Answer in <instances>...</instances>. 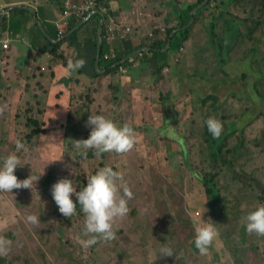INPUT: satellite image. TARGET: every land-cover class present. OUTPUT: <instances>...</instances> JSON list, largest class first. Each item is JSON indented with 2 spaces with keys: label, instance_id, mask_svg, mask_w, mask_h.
<instances>
[{
  "label": "rangeland",
  "instance_id": "obj_1",
  "mask_svg": "<svg viewBox=\"0 0 264 264\" xmlns=\"http://www.w3.org/2000/svg\"><path fill=\"white\" fill-rule=\"evenodd\" d=\"M97 2L103 10L105 4ZM169 2L170 6L155 16H160L159 26L177 28V19L170 17L174 7L196 0ZM219 2L213 1L194 23L189 37L195 45L184 48L179 67L170 68V72L164 69L162 76L157 77L150 64L148 75L133 64L129 70L92 78L91 83L90 77L70 73L60 77L72 79L71 87L62 92L55 89L50 71H46L43 84L39 80L33 85L24 77L8 72L3 75L7 81L0 79V157L11 152L19 156L21 166L14 170L18 179L40 175L30 189L0 191V237L9 242V251L0 259L11 264H264V235H258L251 245L239 243L231 250L218 227V236L206 254L193 243V221L199 222L201 217L212 221L202 179L195 175L197 170L190 164L193 157L188 151L199 145L190 135L191 127L197 129L202 114L211 106L200 109L198 98L214 93L221 103L235 97L251 104L240 127L264 108L257 91L264 93V28L240 25L243 32L247 27L252 31V27L259 33L252 44L256 54L244 61L219 65L215 49L203 48L211 40L209 24L220 14ZM231 6L235 13L264 20L260 0H237ZM126 34L119 37L126 38ZM145 35L140 44L147 42L148 31ZM82 41L85 43L84 38ZM190 53L195 56L188 61ZM69 56L75 59L73 52ZM53 90L55 101L50 102ZM82 93V100H78ZM86 93L91 101L84 97ZM65 95L66 100L61 102ZM26 101H31L28 108L22 104ZM78 106L83 107V113L102 114L119 124L135 126L133 147L123 153L103 152L94 158L80 155L73 140L85 138L86 130L89 133L88 115L67 120L69 112L73 114ZM169 114L171 122L165 124ZM31 120L40 123L38 134L33 133L35 124ZM79 120L83 121L81 129L75 126ZM17 141L22 148H17ZM105 165L122 173L133 196L127 200L126 215L115 221V238L85 247L81 234L84 213L77 207L72 216L65 217L58 211L50 187L57 179L68 177L78 190L82 180ZM29 214L37 215L40 223H29ZM163 246L171 247L172 255L157 256Z\"/></svg>",
  "mask_w": 264,
  "mask_h": 264
},
{
  "label": "trees",
  "instance_id": "obj_2",
  "mask_svg": "<svg viewBox=\"0 0 264 264\" xmlns=\"http://www.w3.org/2000/svg\"><path fill=\"white\" fill-rule=\"evenodd\" d=\"M102 1L104 3V0ZM204 1L196 0V2L191 4L183 2L178 9L174 5V13L178 21L177 28H165V30L155 29L148 35L149 38L145 44H139L135 48L123 50L120 47L111 46L109 44L110 42L105 39V31L108 28L104 25L100 56L97 63L95 60V64L98 67L94 69L93 80L101 75L109 76L115 74L118 70H129L133 64L140 67L143 75L144 73L148 75L146 71H149L150 64L153 70L157 71V77L162 76L161 73L166 68L170 72V68L173 70L174 67H179L178 63L182 62L180 57L185 51L184 48L186 49L188 45H195L193 40H191L193 38L189 37L194 23L201 14L203 15L206 10L211 8L213 5L212 2L217 0H209L207 4L200 7L193 16V23L189 25L192 19L191 13L195 8L201 6ZM235 1L237 0H221L218 3L220 14L217 16V20H213L209 24V36L211 40L203 47H212L215 49L219 65L238 62L239 60L244 61L256 54V49L252 44L258 32L252 27V31L247 27L245 29L246 32H243L240 29L241 24L247 26L248 23L249 25L264 28V20L261 18H253L254 15L240 14L236 11L241 15L238 16L237 13L233 12L234 8H232L231 4L235 3ZM260 6H264V0H260ZM105 7H107V4ZM18 10V8L12 10L11 13H13L14 17L17 15L20 16V13L17 12ZM108 14L110 12L106 11L105 21L108 20ZM10 17L11 14L5 19L3 24L8 27V30L9 23H6L7 20L10 23L15 22L14 18L12 17L10 19ZM92 17L97 18L101 23V13H96ZM81 21L82 19L72 18L68 22V25L64 27V35L67 36L69 33L71 35L76 34L79 29L86 25L84 24L75 30L82 23ZM166 21L169 22V20ZM209 26L206 28H209ZM11 28L14 29L15 24ZM35 28L38 30L37 27ZM40 30L39 28L38 32L42 34L43 39L47 42L43 46V49L53 57L54 66L62 65L67 68L68 59H66L65 52L62 51L61 47L68 41V37H65L66 39L60 40L58 43H53ZM119 30L121 28L113 25L111 31L114 34L122 36ZM93 33L95 42H97L96 45H98L97 27L93 30ZM10 36H13V34ZM57 39L58 36L56 34L55 40ZM112 54L115 56L110 58ZM106 55L108 57H105ZM191 55L192 57L188 61L193 60L195 53H190L189 56ZM131 56H133V62H131ZM98 70L104 72L100 74ZM69 81H72V79H63L61 83L67 86ZM256 82L260 81L257 80ZM111 87L113 88L114 84ZM257 91L264 103V93L259 91L258 88ZM83 93L77 98L78 100H82ZM84 97L89 101L92 100L88 93ZM219 100L218 95L214 93L198 98V103L201 105L199 106L200 109H207L209 105L211 106L202 114L197 129L191 127L190 135H192V139L196 138L199 141V145L197 148L194 147L188 151L191 158L193 157V161L190 164L194 165L195 170H197L194 173L202 179L201 183L205 189L210 208L211 223H214L216 228H220V236L226 239L227 245L231 250H234L235 246L239 243L251 245L258 237V234L245 231L244 217L256 205L264 203V108L255 117L240 127L239 123L248 112L247 109L252 107L251 104L246 105L235 97L228 98L222 103ZM82 111L83 107H76L73 114L70 115L69 112L67 120L72 121L75 115H89ZM196 112H193V114ZM170 115L165 119V124L171 122L172 116ZM209 116L215 117L222 123L220 135L216 137L211 135L204 123L205 119ZM31 121L35 124L33 133L38 134L40 123L37 120ZM82 124L83 121L79 120L75 126L81 129ZM132 127L135 129V126ZM141 129L139 127L138 130ZM87 131L85 138L89 134ZM179 143L183 148V141L180 140ZM95 155L96 152L94 149H89L86 152L87 158H94ZM196 161H198V165ZM83 184H86L85 180L81 181L78 190ZM77 207L79 209V206ZM0 264L11 263H5L1 258Z\"/></svg>",
  "mask_w": 264,
  "mask_h": 264
},
{
  "label": "clouds",
  "instance_id": "obj_3",
  "mask_svg": "<svg viewBox=\"0 0 264 264\" xmlns=\"http://www.w3.org/2000/svg\"><path fill=\"white\" fill-rule=\"evenodd\" d=\"M84 62L82 58L74 62L70 60L67 64L68 72H75ZM204 123L213 137L220 135L222 123L218 119L209 116ZM86 126L90 129L87 138L73 140V147L80 155H86L88 149H94L97 155L103 152L123 153L130 150L135 143L132 126L127 123L119 124L102 114H89ZM22 147L20 141H17V148ZM18 166H21L20 158L15 152L0 157V191L12 192L13 188L21 187L30 189V185L34 186V182L39 179L40 174H29L18 179L14 174ZM50 192L58 211L65 217L72 216L77 206L84 213L81 234L84 237L82 245L85 247L96 244L98 240L110 241L115 238V221L126 215L127 200L133 196L122 173L107 165L88 175L86 184L79 190L73 179L61 177L51 185ZM26 220L33 225L40 223L35 214L27 215ZM244 221L245 231L264 235V203L247 212ZM193 230L195 248L201 254H206L218 236L217 228L214 223L201 217V221H193ZM8 244L5 238L0 237V255L9 251ZM173 252L171 247L163 246L157 256H170Z\"/></svg>",
  "mask_w": 264,
  "mask_h": 264
},
{
  "label": "crops",
  "instance_id": "obj_4",
  "mask_svg": "<svg viewBox=\"0 0 264 264\" xmlns=\"http://www.w3.org/2000/svg\"><path fill=\"white\" fill-rule=\"evenodd\" d=\"M66 1L67 0H0V5L6 9L0 16L1 31L5 32L8 30V27L3 24L9 14H11L10 19L13 17L15 20V22L12 23L8 22V20L6 22L9 23V30L12 31L13 36L10 37L12 40L11 51L8 52L6 56V64L0 65V79L5 80L3 75L8 72L17 75V78H26V81L32 85L39 83V80L41 81L40 84H43L46 71H50V80L53 81L55 89L66 92L65 89L71 87V81H69L67 86L59 82L63 79H67H61L60 77H66L70 72L62 65L54 66L53 57L49 52L43 49V46L47 42L43 39L42 34L38 32L40 28V31L53 43H58L60 40H63H55L56 27L54 24L61 18V9L65 6ZM97 1L105 5L107 4V7H103L110 12V14H108V20L104 23L108 28L105 31V39H107L110 42L109 44L113 47H120L123 50L135 48L140 44V39L146 36L145 34L147 31L149 35L154 29H158V27L165 30L164 25H158L160 16H155V13L161 12L164 8L170 6L169 0H104V3L102 0ZM181 5L180 3L178 6L181 7ZM171 6L173 9L174 5L172 3ZM17 8L19 9L17 12L20 13V16L17 15L14 17L11 12L13 9ZM99 11L102 12V10L96 8L91 13H99ZM173 15L170 17L177 19L174 12ZM164 20L165 19L161 20L160 23L164 24ZM98 21L97 18L91 17L85 23L86 25L79 29L76 34H67L66 38L68 37V41L61 47L62 51L65 52V57H68V62L70 60L74 62L76 59L80 58L85 61L79 69L71 73L76 77H90L89 83H91L94 69L96 68V59H94V57L97 55L98 45H96L97 42H95L93 30L97 27L98 32L100 25V21L99 23ZM14 24L15 28L12 29L11 26ZM113 25L121 28V30H119L121 34H126L125 31L129 29L127 32L129 34H126V38H120L119 35L114 34L111 31ZM35 27H37L38 30ZM82 38L85 39V43H83ZM68 50H70V52ZM71 52L74 53L75 59L69 56ZM40 71H44V73ZM28 87L27 85L26 88ZM54 91L55 90L50 92L52 94L50 102L55 101L53 98ZM65 97L66 95L62 96L60 101L64 102L66 100ZM30 103L31 101H26L22 104L28 108L31 105Z\"/></svg>",
  "mask_w": 264,
  "mask_h": 264
},
{
  "label": "built area",
  "instance_id": "obj_5",
  "mask_svg": "<svg viewBox=\"0 0 264 264\" xmlns=\"http://www.w3.org/2000/svg\"><path fill=\"white\" fill-rule=\"evenodd\" d=\"M98 2L96 0H83V1H76V0H67L63 9V13L60 19H58L55 22L56 28H57V36L58 39H62L61 37H66L64 35L65 30L64 27L68 25V22L72 18H77V19H82V21L87 18L90 13L98 8ZM99 10H102L98 8ZM5 8L0 5V16L5 12ZM107 10L104 8L102 12H106ZM81 21V22H82ZM1 31V28H0ZM129 31H125L126 33ZM12 34V31L7 30L5 32L1 31L0 32V65L6 64V56L8 52L11 50V42L12 40L10 39V35ZM125 35V33H122ZM139 53V52H137ZM140 54V53H139ZM115 55L112 54L110 58H113ZM105 57H108L106 55ZM133 60V56L130 58ZM165 71H168L166 68Z\"/></svg>",
  "mask_w": 264,
  "mask_h": 264
},
{
  "label": "water",
  "instance_id": "obj_6",
  "mask_svg": "<svg viewBox=\"0 0 264 264\" xmlns=\"http://www.w3.org/2000/svg\"><path fill=\"white\" fill-rule=\"evenodd\" d=\"M209 2V0H205L204 2H203V4L201 5V6H199V7H197V8H195L194 10H193V12L191 13V15H192V19H191V21H190V23H189V25L190 24H192L193 23V16H194V14L196 13V11L200 8V7H202V6H204L205 4H207ZM99 13H101V15H102V21H101V23H100V25H99V28H98V50H97V58H96V63H97V60H98V58H99V56H100V48H101V40H102V30H103V26H104V23H105V20H106V16H105V13L104 12H100L99 11ZM94 14H96V13H91L90 15H88L87 16V18H85L83 21H82V23L81 24H79L78 26H77V28H75V30L76 29H78V28H80L81 26H83ZM188 25V26H189ZM188 26H186V27H188ZM143 50V49H142ZM98 66H97V64H96V68H97Z\"/></svg>",
  "mask_w": 264,
  "mask_h": 264
}]
</instances>
